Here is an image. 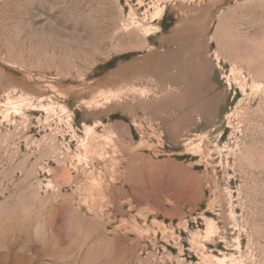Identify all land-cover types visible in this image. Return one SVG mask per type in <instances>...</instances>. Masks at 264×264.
<instances>
[{
	"label": "rangeland",
	"instance_id": "1",
	"mask_svg": "<svg viewBox=\"0 0 264 264\" xmlns=\"http://www.w3.org/2000/svg\"><path fill=\"white\" fill-rule=\"evenodd\" d=\"M0 227V264H264V0H0Z\"/></svg>",
	"mask_w": 264,
	"mask_h": 264
},
{
	"label": "bare ground",
	"instance_id": "2",
	"mask_svg": "<svg viewBox=\"0 0 264 264\" xmlns=\"http://www.w3.org/2000/svg\"><path fill=\"white\" fill-rule=\"evenodd\" d=\"M10 228L7 229L10 230ZM0 234H7L5 228L0 227ZM3 247L5 250L0 254V261L10 260L13 263V239L6 241Z\"/></svg>",
	"mask_w": 264,
	"mask_h": 264
}]
</instances>
